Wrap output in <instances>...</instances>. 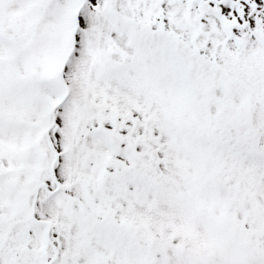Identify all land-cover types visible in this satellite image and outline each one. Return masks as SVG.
Returning <instances> with one entry per match:
<instances>
[{
  "label": "snow or ice",
  "instance_id": "obj_1",
  "mask_svg": "<svg viewBox=\"0 0 264 264\" xmlns=\"http://www.w3.org/2000/svg\"><path fill=\"white\" fill-rule=\"evenodd\" d=\"M0 264H264V0H0Z\"/></svg>",
  "mask_w": 264,
  "mask_h": 264
}]
</instances>
